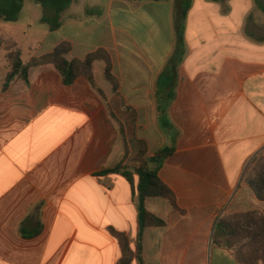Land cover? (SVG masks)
Segmentation results:
<instances>
[{
	"label": "crops",
	"instance_id": "0c3cea01",
	"mask_svg": "<svg viewBox=\"0 0 264 264\" xmlns=\"http://www.w3.org/2000/svg\"><path fill=\"white\" fill-rule=\"evenodd\" d=\"M177 2L74 0L54 32L23 24V42L2 30L16 22L0 20L2 38L20 46L24 63L63 42L73 59L104 49L119 82L118 96L96 63L102 97L86 78L68 86L46 65L5 89L0 48V264H117L112 230L135 246L137 184L115 172L138 151L122 102L137 112L149 158L172 151L159 176L179 209L148 200L166 225L146 230L145 264H241L213 235L225 216L264 213L248 183L264 157V3L193 0L182 28ZM136 24L148 25L143 42ZM110 110L127 129L128 159Z\"/></svg>",
	"mask_w": 264,
	"mask_h": 264
},
{
	"label": "trees",
	"instance_id": "16d2710c",
	"mask_svg": "<svg viewBox=\"0 0 264 264\" xmlns=\"http://www.w3.org/2000/svg\"><path fill=\"white\" fill-rule=\"evenodd\" d=\"M28 0H0V20L5 22H17ZM40 5L45 11L51 10L50 17L43 16L42 22L49 25L52 32L61 27V14L66 11L74 0H31ZM150 1V0H140ZM160 1V0H154ZM218 1V0H215ZM177 16L179 22L185 23L193 0H178ZM91 13V11H89ZM6 45L8 59V73L4 83L7 89L16 79H22L29 83L30 70L33 68L53 65L62 75L65 85H73L80 77L88 80L93 89L102 97L104 94L94 73L96 63L103 62L104 79L112 87V93L119 96V82L114 75L113 59L109 51L100 49L87 55L84 59L71 58L72 45L63 42L52 52L40 57L32 58L27 63L22 59V49L14 40H2ZM125 111L130 116L133 140L137 144L138 151L133 159L134 164L119 165L115 172L124 176L133 186L137 184V213L138 233L135 246L128 235L112 230L111 233L117 239L122 256L117 264H145L143 240L148 228L164 227V219L156 216L147 208V202L151 198L167 200L174 209H179L174 192L160 178L159 172L172 151L164 149L154 157L149 158V148L146 141L140 139L137 134V112L125 104ZM110 116L119 128L120 138L123 143L126 158H129L130 140L124 123L110 110ZM251 168L258 170L257 175L248 181L253 188L256 197L264 201V157L256 158ZM105 173V172H104ZM214 244L236 251V258L241 264H264V213L251 211L247 213L232 214L219 220L214 235Z\"/></svg>",
	"mask_w": 264,
	"mask_h": 264
},
{
	"label": "rangeland",
	"instance_id": "374dc122",
	"mask_svg": "<svg viewBox=\"0 0 264 264\" xmlns=\"http://www.w3.org/2000/svg\"><path fill=\"white\" fill-rule=\"evenodd\" d=\"M261 1H263V3H264V0H261ZM50 12H51V10L45 11L42 9V7L40 5L35 4L31 0H28L24 4V10L20 15V19L16 22L17 23L16 25H18V26H6V27L2 28V30L5 34H9L11 36H14L15 38H18L21 42H23V40L25 41L23 24L31 23L34 25L35 28L45 27L47 29L49 27V25L48 24H46V25L41 24L40 20L44 15H46L49 18ZM142 16L140 18H142ZM8 25H15V24L9 23ZM135 26H136L135 36H139V39L142 42L145 41L147 39V37L145 36L146 35L145 29H146V26H148V25L147 24H136ZM164 28H165V26L163 23V17L161 15H159L158 29H159L160 39L166 38V32H165ZM2 40H4V39L2 38V35L0 33V48L5 49L6 45L2 42ZM23 48H24V52H25V58H28L29 57L28 56V54H29L28 45H26V43H24ZM134 157H133V159H134Z\"/></svg>",
	"mask_w": 264,
	"mask_h": 264
}]
</instances>
